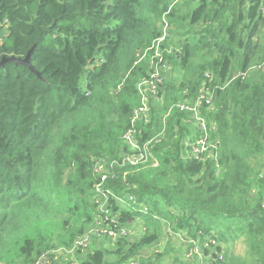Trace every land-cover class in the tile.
Returning <instances> with one entry per match:
<instances>
[{"label":"trees","instance_id":"trees-1","mask_svg":"<svg viewBox=\"0 0 264 264\" xmlns=\"http://www.w3.org/2000/svg\"><path fill=\"white\" fill-rule=\"evenodd\" d=\"M6 21L0 61L34 49L40 77L0 68V264H36L93 223V163L128 152L123 136L149 75L138 55L164 35L167 73L138 133L147 141L165 128L153 150L160 167L117 168L106 183L147 207L112 204L123 224L142 219L144 230L95 241L79 264H163L173 250L178 264H264V0H0ZM202 93L212 96L201 116L213 148L195 160L186 141L200 132L175 106ZM168 229L214 240L216 253L182 263ZM240 241L248 258L218 260L221 245Z\"/></svg>","mask_w":264,"mask_h":264},{"label":"built area","instance_id":"built-area-1","mask_svg":"<svg viewBox=\"0 0 264 264\" xmlns=\"http://www.w3.org/2000/svg\"><path fill=\"white\" fill-rule=\"evenodd\" d=\"M8 28L6 26L2 27ZM8 33V31H7ZM167 36L164 35L159 40L155 41L152 46L138 55V61L148 59L149 75L138 84V92L140 104L134 110L130 117L129 129L123 136V142L128 147V152L121 154L115 159H97L93 163V175L95 184L93 187V204L96 206V217L93 223L86 231L79 236L69 247H62L56 250L44 252L36 264H61L62 261H67L69 264H79L77 257L87 253L95 241H111L115 242L119 239L130 238L135 235H140L144 230V224L136 231H131L128 225L135 223L137 220H130V223L123 224L120 213H115L112 204L127 206L136 212L148 214V209L145 206H139L137 200L127 195L125 198L112 192L106 188V183L109 180L117 178V168L125 167H144V169H158L160 160L154 153V148L165 138V128L157 135L147 141H139V124L147 125L150 122V113L152 111L151 104L159 97L162 85L164 83L165 74L167 73L168 65L164 59V51L161 48L162 43ZM2 40L0 39V43ZM153 52V53H150ZM245 77L246 74H241ZM211 98L204 93L195 101L185 99L175 106L182 112L192 113L200 135L194 139L189 138L186 141L187 157L195 160H204L212 154V144L210 143V124L201 116V108L204 103L210 104ZM160 99V98H159ZM172 110V109H171ZM170 110V111H171ZM126 176V173H125ZM185 233H173L170 229L167 230V235L176 239L185 250V256L188 261H194L195 257H200L202 260L206 258L204 250L217 248L218 243L214 240L209 242L202 241L198 243L188 238ZM163 246V245H162ZM162 246L158 248L162 249ZM187 249V250H186ZM157 252V251H155ZM212 254H210L211 256ZM217 258L222 261L224 257L221 253H217ZM129 264H139V261H131Z\"/></svg>","mask_w":264,"mask_h":264},{"label":"rangeland","instance_id":"rangeland-1","mask_svg":"<svg viewBox=\"0 0 264 264\" xmlns=\"http://www.w3.org/2000/svg\"><path fill=\"white\" fill-rule=\"evenodd\" d=\"M96 217V213H95V216L94 218ZM144 223V221L142 219H137V221L131 225H128V228L131 230V231H136V230H139L141 228V225ZM45 227L47 228V230L50 229V225H45ZM176 239H173L172 243L174 245V249L177 250L180 248V244L179 243H176L174 242ZM95 242L92 243L91 247H90V250L89 252L92 253L95 249H96V245L94 244ZM103 246L105 247H108L107 244H102ZM218 247V245H217ZM222 252H221V255L223 257H225V253L226 254H231V255H234L235 257H240V258H248L249 257V253H248V250H247V246L245 245V243H243L242 241L240 242H237L236 244L234 245H224L222 246ZM156 250V249H155ZM165 250V249H164ZM154 251V250H153ZM157 252H154L155 254H159L162 252H164L161 248H157L156 250ZM181 257H182V263L183 262H188V260L186 259V256H185V250H181ZM173 253L171 254V257L168 258L166 257L165 258V261L163 264H178V262H176V259L174 258L175 256H178L176 255L177 253L173 250L172 251ZM216 253V248H213L212 251H211V254L212 253ZM145 255H151L152 253H150V251H146V253H144ZM224 261V259L222 260ZM198 264V263H196Z\"/></svg>","mask_w":264,"mask_h":264},{"label":"water","instance_id":"water-1","mask_svg":"<svg viewBox=\"0 0 264 264\" xmlns=\"http://www.w3.org/2000/svg\"><path fill=\"white\" fill-rule=\"evenodd\" d=\"M6 35H7V29L6 28L1 29L0 27V39L4 40ZM33 52H34V49H32L24 59L15 58V57H4L0 61V68L4 67L6 64H9V63L20 64L25 67H28L33 73L37 74L40 77V74L36 71V69L31 64V56ZM132 220L135 221V218H133Z\"/></svg>","mask_w":264,"mask_h":264},{"label":"crops","instance_id":"crops-1","mask_svg":"<svg viewBox=\"0 0 264 264\" xmlns=\"http://www.w3.org/2000/svg\"><path fill=\"white\" fill-rule=\"evenodd\" d=\"M83 255H84V254H83ZM81 256H82V255H81ZM81 256H78V257H77V261H79L78 258L81 257ZM61 264H69V263H68L67 261L64 260V261L61 262Z\"/></svg>","mask_w":264,"mask_h":264},{"label":"clouds","instance_id":"clouds-1","mask_svg":"<svg viewBox=\"0 0 264 264\" xmlns=\"http://www.w3.org/2000/svg\"><path fill=\"white\" fill-rule=\"evenodd\" d=\"M5 39V38H4ZM3 41V40H2Z\"/></svg>","mask_w":264,"mask_h":264}]
</instances>
